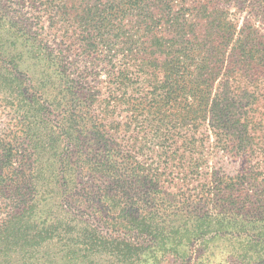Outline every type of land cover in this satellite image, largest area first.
Listing matches in <instances>:
<instances>
[{
	"label": "trees",
	"instance_id": "16d2710c",
	"mask_svg": "<svg viewBox=\"0 0 264 264\" xmlns=\"http://www.w3.org/2000/svg\"><path fill=\"white\" fill-rule=\"evenodd\" d=\"M0 104V264H264V0H0Z\"/></svg>",
	"mask_w": 264,
	"mask_h": 264
},
{
	"label": "rangeland",
	"instance_id": "374dc122",
	"mask_svg": "<svg viewBox=\"0 0 264 264\" xmlns=\"http://www.w3.org/2000/svg\"><path fill=\"white\" fill-rule=\"evenodd\" d=\"M73 17H68V18H60L56 20L55 25H53L52 30L48 31L49 32V45L51 46V49H57V50H62L64 49L65 45L69 42H73L76 46V55L75 53L69 55L72 59H76L78 61V22L72 20ZM51 23H47V27H51ZM71 37V38H70ZM70 39L67 40L66 39ZM72 43V44H73ZM112 49V46L109 47ZM99 49V52H98ZM108 49V48H107ZM113 52H105L104 47H100L99 45L97 47H94L90 50L89 57L86 62V66L89 68H93L95 73H100L99 78L101 81V84L99 86L104 87L105 85V79L107 74L105 73L104 70L112 69L114 67L113 65V59L110 60V56L114 54ZM55 54V53H54ZM110 55V56H108ZM120 59V57H119ZM93 62V64L90 65V62ZM111 61V62H110ZM120 63H122L120 61ZM32 72V70H30ZM32 77V76H31ZM55 79V78H54ZM52 83H55L54 80H52ZM6 113L7 111L3 109V106L0 104V129L3 126V124L6 122ZM78 257V255H77ZM74 261V263L72 262ZM72 261H69L68 259L63 260L59 264H78V260L74 259ZM172 264V263H168ZM174 264V263H173ZM194 264V263H190ZM196 264V263H195ZM206 264V263H205ZM212 264H215L213 262Z\"/></svg>",
	"mask_w": 264,
	"mask_h": 264
}]
</instances>
